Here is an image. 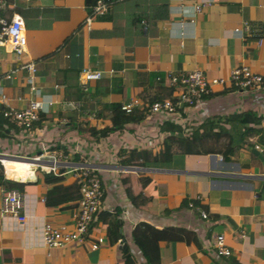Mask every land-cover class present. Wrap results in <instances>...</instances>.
<instances>
[{"label":"crops","instance_id":"1","mask_svg":"<svg viewBox=\"0 0 264 264\" xmlns=\"http://www.w3.org/2000/svg\"><path fill=\"white\" fill-rule=\"evenodd\" d=\"M192 4L193 0H169L168 18L156 23V36L144 45L126 48L121 37L92 35L94 30L109 28L105 17L111 7L87 30L82 25L84 0H0V16L20 15L18 10L30 8L67 9V18L49 28L25 27L26 50L36 66L35 82L54 103L39 114L29 131L0 129V165L5 179L23 184L19 214H25L22 223L0 216V264H123L125 249L130 264H146L142 254L154 264H264V144L257 142L256 134L241 137L245 127L264 128V84L245 91L215 87L203 104L170 115L144 116L137 109L130 116L134 120L116 123L119 116L112 112L132 97L143 102L175 97L177 89L168 85L166 72L199 69L207 77H216L243 65L264 80V0H203L200 11L191 16ZM15 66L13 53L0 48V73ZM82 69L99 72L101 77L90 79L83 89L78 80ZM25 85L23 72L4 82L11 106L23 105L14 97L26 96ZM228 117L231 120L221 121ZM217 125L228 137L219 135ZM211 126L215 134L206 132V143L217 153L174 150L166 162L127 163L129 150L155 151L164 135L179 136ZM42 137L50 151L61 153L56 175L63 185L76 182L77 164L98 171L101 204L88 239L81 244L50 250L41 244L43 222L69 223L77 213L72 202L44 204L50 186L43 182L48 171L38 142ZM227 144L232 147L223 158ZM10 160L28 164L23 175L7 167ZM196 198L205 218L184 204ZM137 223L171 229L178 238L155 243L138 234L132 239ZM116 228L120 238L111 240L107 231ZM216 234L223 235L228 256L211 250ZM96 235L104 242L92 250L89 241Z\"/></svg>","mask_w":264,"mask_h":264},{"label":"built area","instance_id":"2","mask_svg":"<svg viewBox=\"0 0 264 264\" xmlns=\"http://www.w3.org/2000/svg\"><path fill=\"white\" fill-rule=\"evenodd\" d=\"M122 0H93L89 10L83 17L82 25L90 30L92 23L99 16L109 12L111 5ZM203 0H193L191 16L199 12ZM181 7V6H180ZM183 23V22H182ZM181 24V23H180ZM238 31L237 28L234 29ZM259 42V41H258ZM0 48L6 52H12L17 66L0 73V107L1 116L6 121L7 128H15L29 131L33 123L39 120V114L47 112L53 105L49 97L40 93L35 82L36 66L33 59L29 57L26 50L25 26L21 16L16 12L0 16ZM23 72L26 96L18 93L14 98L22 101L23 105L14 107L9 104V98L3 90L5 81L11 80L17 73ZM99 72H89L82 69L78 80L83 89L90 79H98ZM165 79L169 86L177 89V95L172 98L151 100L143 102L137 97H132L125 102L119 103V110L125 114L133 113L140 109L144 116L165 114L170 115L178 109L186 106L203 104L204 96L215 87L233 86L245 91L249 88H259L262 85V77L251 71L248 67L239 65L230 69L226 76L207 77L201 70L193 69L182 73L166 72ZM158 80L159 77H156ZM264 125V119L261 121ZM11 127H9V126ZM40 148L47 159L46 170L57 174L58 157L61 153L48 149V141L43 137L38 139ZM35 159L39 157H33ZM74 177L79 181V199L76 202L77 213L69 223L43 222L40 227V240L46 250L63 248L72 243H83L87 241L90 225L94 220L101 204L102 189L100 177L96 168L89 164H77L73 169ZM0 216L10 217L18 223H22L25 214H19L23 209V195L16 189H1ZM198 198L193 199L197 201ZM187 208L200 213L205 218V213L200 204L187 202ZM104 242V238L96 235L89 241L90 249L94 250ZM211 250L218 256H228L230 251L225 245L222 234H216L210 243Z\"/></svg>","mask_w":264,"mask_h":264},{"label":"trees","instance_id":"3","mask_svg":"<svg viewBox=\"0 0 264 264\" xmlns=\"http://www.w3.org/2000/svg\"><path fill=\"white\" fill-rule=\"evenodd\" d=\"M93 0H84L86 11L89 10V6ZM169 0H122L111 6L109 14L105 17V20L109 22V28L101 31H92V35L96 37H113L118 36L122 38L123 44L126 48H132L135 46H141L146 44L149 38L156 36L157 28L156 23L160 20H166L168 18L167 7ZM23 18L24 25L27 29H44L49 28L52 22L57 20H64L67 18V9L63 8H30L28 10H18ZM159 78H163L160 76ZM264 84V80H262ZM159 100V99H156ZM112 112L118 115V121L116 123H122L127 120H134L130 118L133 113L125 114L119 110V105L112 109ZM139 118V117H138ZM141 118V116H140ZM232 117L225 118L223 120L217 118V121L231 120ZM212 121H209V123ZM207 125V122H204ZM203 123V124H204ZM217 123V122H216ZM5 119L1 116L0 107V129L2 130L6 126ZM9 126V125H8ZM219 135L228 137L225 129L219 125ZM11 127V126H9ZM177 128V127H174ZM211 131V132H210ZM214 136L212 126L207 127L205 130H201L200 127L193 128L192 131L186 132L183 135H164L160 142V147L155 150H129L127 156L128 164L143 165L145 162H166L170 159L172 152L177 151L181 154H208L217 153L216 149L206 143V138ZM256 134L257 142L264 144V128L262 127H245L241 132V137L244 138L246 135ZM218 136V135H217ZM215 136V140L217 138ZM219 137V136H218ZM197 143V144H196ZM232 145L227 144L222 150V157L226 158L227 152L230 150ZM62 177L59 175H52L51 172L43 174L44 184L50 186L44 194V204L47 207H54L66 202H72L74 205L79 199V181L71 185H63ZM0 185L4 188H14L19 193H22V183H18L9 179H5L3 170L0 165ZM194 204H197L194 200ZM188 201H184L187 205ZM116 227L119 223L114 224ZM171 229L157 230L145 223H137L131 230V237L135 239L138 234L146 235L151 241L157 242L161 239H173L178 238L177 235L173 236ZM111 236V240L120 238V234L114 229L107 231ZM146 264H154V261H150L148 256L142 254ZM123 264H130L129 254L127 249L124 250Z\"/></svg>","mask_w":264,"mask_h":264},{"label":"bare ground","instance_id":"4","mask_svg":"<svg viewBox=\"0 0 264 264\" xmlns=\"http://www.w3.org/2000/svg\"><path fill=\"white\" fill-rule=\"evenodd\" d=\"M7 165H8L7 167H9L10 170H14L18 176L23 175V173L26 170V167L28 166V164L25 162L14 161V160L8 161Z\"/></svg>","mask_w":264,"mask_h":264},{"label":"water","instance_id":"5","mask_svg":"<svg viewBox=\"0 0 264 264\" xmlns=\"http://www.w3.org/2000/svg\"><path fill=\"white\" fill-rule=\"evenodd\" d=\"M253 152L257 154V152H256V151H253Z\"/></svg>","mask_w":264,"mask_h":264}]
</instances>
